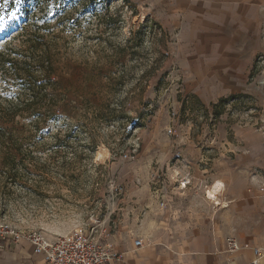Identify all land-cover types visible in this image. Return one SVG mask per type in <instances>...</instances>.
I'll return each mask as SVG.
<instances>
[{
  "label": "rangeland",
  "instance_id": "obj_1",
  "mask_svg": "<svg viewBox=\"0 0 264 264\" xmlns=\"http://www.w3.org/2000/svg\"><path fill=\"white\" fill-rule=\"evenodd\" d=\"M45 4L0 6L2 105L25 101L23 89L43 78L42 62L32 60L48 38L58 81L54 116L21 110L0 123V224L51 241L95 219L148 225L180 201L213 203L199 176L215 152L210 141L226 134L216 120L264 129V42L254 48L243 91L231 94L245 99L231 97L214 115L181 84L178 30L160 23L151 0H50L51 10L39 11ZM23 23L28 33L19 32ZM33 32L43 36L28 50ZM8 49L36 66L33 77L2 72ZM24 237L14 244L27 245Z\"/></svg>",
  "mask_w": 264,
  "mask_h": 264
},
{
  "label": "crops",
  "instance_id": "obj_2",
  "mask_svg": "<svg viewBox=\"0 0 264 264\" xmlns=\"http://www.w3.org/2000/svg\"><path fill=\"white\" fill-rule=\"evenodd\" d=\"M151 4L161 24L178 30L180 54L175 65L187 92L208 106L243 91L254 48L264 42V0H151ZM219 119L215 126L226 134L210 141L217 144L215 152L205 156L208 163L199 176L208 179V190L213 189L216 199L200 206L180 201L148 225L103 220L109 231L105 242L121 254L122 264H249L256 258V264H264V192L260 190L264 129ZM191 157L198 162L202 154ZM162 202L166 206L167 200ZM228 238L237 241L233 251L227 249ZM135 239L142 245L135 247ZM1 243L0 264H44L31 245Z\"/></svg>",
  "mask_w": 264,
  "mask_h": 264
},
{
  "label": "built area",
  "instance_id": "obj_3",
  "mask_svg": "<svg viewBox=\"0 0 264 264\" xmlns=\"http://www.w3.org/2000/svg\"><path fill=\"white\" fill-rule=\"evenodd\" d=\"M167 132L171 133V128H168ZM122 157L126 159L128 154L124 153ZM182 185L184 186L185 182ZM113 189L117 194L123 191L120 185H114ZM260 190L264 192V183ZM160 206L164 207L165 203L161 202ZM102 225L103 222L95 219L92 226L87 229L76 230L48 241L36 232L21 237L18 232L0 224V243L6 240L18 242L24 237L27 244L31 245L32 253L42 255L44 264H122L121 254L116 251L113 244L105 242V236L109 231ZM226 240L228 251H233L237 241L230 238ZM133 242L135 247L142 245L140 239ZM253 251L257 257L261 255L258 249L254 248ZM256 261L257 258L249 264H256Z\"/></svg>",
  "mask_w": 264,
  "mask_h": 264
},
{
  "label": "trees",
  "instance_id": "obj_4",
  "mask_svg": "<svg viewBox=\"0 0 264 264\" xmlns=\"http://www.w3.org/2000/svg\"><path fill=\"white\" fill-rule=\"evenodd\" d=\"M27 0H0V6L3 7H7V6H13L15 4L17 5H23L24 2H26ZM49 1L50 0H43L45 4L44 7H39V11L43 12H48L50 11V5H49ZM59 2H64L65 0H57ZM1 16V15H0ZM36 13L34 12L33 17L35 18ZM22 27L20 28L19 32L21 33H28V26L26 25V23H23L21 25ZM41 25L37 26V28L39 29ZM49 26V25H47ZM51 28L48 27V31ZM50 33V31H49ZM30 36L32 39L30 38ZM43 34H39L38 32H33V33H29L28 37L29 39H27L28 43V50H33L35 47H37V45L40 44V38L42 37ZM39 38V39H37ZM47 42H45L46 47H44L43 49V53L40 55L38 61L32 60L33 63L36 62H42L41 66L42 68L40 69V71L43 72V78L41 79H36V75L34 76V72L36 71V66L34 65L31 66V63H29L27 61V59L25 58H21V60H19V57H23V56H19L17 57L16 55H11V50L8 49L7 53L3 54L5 56V58L2 59L1 61V70L2 72H6V67L12 69V73L15 74L14 76L17 77L18 75H21L23 77H33L34 76V82L32 83V85H29L28 87H25L24 90V95H26L25 101L22 102H17L15 104H13L11 102V104L9 106L7 105H2L1 101H0V123H4V122H10L13 121V118L20 113V111H24V112H28L30 113L31 111L34 112V110L38 109L40 110L38 118L40 119H47L50 116H54L57 106V101H56V85L58 84V81L54 80L55 76H54V60H53V56L51 54V46H52V41L50 40V38H48L46 40ZM48 44V45H47ZM27 50V51H28ZM18 52L23 55L24 51L23 50H18ZM41 72V73H42ZM231 97H235V98H239V99H245L246 95H229V97H221L219 98L218 102L211 104V106L213 107L214 111L213 113H215L214 115H218L220 113V106H223L226 102L229 101V99ZM1 100V99H0ZM18 101H20V98H18ZM198 101V100H197ZM1 129V128H0Z\"/></svg>",
  "mask_w": 264,
  "mask_h": 264
},
{
  "label": "bare ground",
  "instance_id": "obj_5",
  "mask_svg": "<svg viewBox=\"0 0 264 264\" xmlns=\"http://www.w3.org/2000/svg\"><path fill=\"white\" fill-rule=\"evenodd\" d=\"M98 156L101 157L102 154L99 152V153H98ZM215 187H216V186H215ZM215 189H216V188H215ZM215 189H214V190H215ZM206 193H207V197H208L210 200H215V199H216V195H215L213 189H212V190H208Z\"/></svg>",
  "mask_w": 264,
  "mask_h": 264
}]
</instances>
